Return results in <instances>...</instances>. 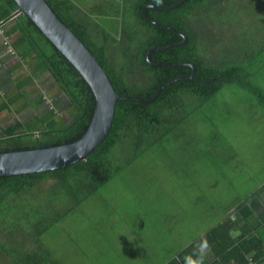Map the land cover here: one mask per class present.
Segmentation results:
<instances>
[{"label": "trees", "instance_id": "1", "mask_svg": "<svg viewBox=\"0 0 264 264\" xmlns=\"http://www.w3.org/2000/svg\"><path fill=\"white\" fill-rule=\"evenodd\" d=\"M44 1L94 55L114 91L129 100L117 101L107 137L86 160L55 170L0 176V264H65L54 253L49 239L44 238L49 229L97 198L98 191L120 170L161 145H173L187 127L193 131L196 145H201L197 151L214 167L219 161L225 166L230 163V144L218 124L220 117L225 119L230 113L216 105L227 87L249 90L264 110V41L255 40L250 47L246 35V43L241 48L234 47L230 56L222 47L219 52L215 50L221 41L225 44L223 39L205 41L199 32V25L203 24L204 30L216 34V18H228L225 7L230 0H149L162 11L147 8L144 15L160 14V21L183 34L181 38L176 36L175 48L169 47L172 44L168 37H156L145 28L141 8L143 1L148 0H100V4L107 1L115 7L108 12V7H100L104 17L110 16L106 19L94 17L93 11L80 7L81 0ZM17 8L14 0H0V21ZM258 11L261 12L259 7ZM155 18L158 20L159 16ZM12 21L14 27L7 31L16 36L13 48L23 51L21 57L28 59V64L50 74L64 93L70 112L64 121H54L56 115L51 111L36 137L18 123L0 141V153L49 148L78 140L95 109L90 87L23 13ZM146 25L159 35L165 33L158 26ZM185 38L187 44L182 46ZM117 43L124 45L120 58ZM153 48L166 50L151 52ZM188 64L194 65L196 72L192 79L183 80L193 73ZM207 109L212 110L210 117L204 116ZM260 114L264 120V113ZM198 126L207 129L205 145L202 135L195 131ZM120 157L124 162H119ZM105 220L101 218L97 224ZM235 226L232 219L225 217L223 223L209 230L207 238L194 244L210 248L213 258L209 264H263L264 232L240 233L238 239L231 235Z\"/></svg>", "mask_w": 264, "mask_h": 264}, {"label": "rangeland", "instance_id": "2", "mask_svg": "<svg viewBox=\"0 0 264 264\" xmlns=\"http://www.w3.org/2000/svg\"><path fill=\"white\" fill-rule=\"evenodd\" d=\"M109 3L81 0L79 4L93 11L94 17L106 19L110 16L104 17L100 7L112 11L115 7ZM225 11L228 18H216V34L199 25L205 41H225L216 51L222 47L231 56L234 47L246 43V35L250 47L255 40L264 41V3L230 0ZM115 48L120 58L124 45L117 43ZM22 53L17 51L18 56ZM27 69L39 71L30 64ZM222 94L216 105L230 115L220 117L218 124L230 144V163L225 166L219 161L214 167L197 151L201 145H196L195 135L187 127L173 145H161L120 170L98 191L97 198L51 227L44 238L49 239L56 256L65 264H165L185 246L207 238L209 230L223 223L225 217L233 222V213L224 212L232 211L238 200L264 180V120L260 119L264 110L249 90L239 86H229ZM22 98L27 100L28 96ZM211 114L207 109L204 116ZM206 130L202 126L195 130L202 135L203 145ZM119 162L124 159L120 157ZM101 218L106 220L99 225ZM231 235L240 236L236 229ZM181 258L185 262L186 257Z\"/></svg>", "mask_w": 264, "mask_h": 264}, {"label": "water", "instance_id": "3", "mask_svg": "<svg viewBox=\"0 0 264 264\" xmlns=\"http://www.w3.org/2000/svg\"><path fill=\"white\" fill-rule=\"evenodd\" d=\"M14 1L18 8L9 19L23 13L41 31L86 81L95 98V109L85 133L72 143L43 149L0 153V176L55 170L86 160L107 137L117 101L129 100L114 91L105 71L94 55L59 20L44 0ZM186 42L185 38L183 44ZM191 66L193 68L191 77L183 78V80H190L194 77L195 68Z\"/></svg>", "mask_w": 264, "mask_h": 264}, {"label": "crops", "instance_id": "4", "mask_svg": "<svg viewBox=\"0 0 264 264\" xmlns=\"http://www.w3.org/2000/svg\"><path fill=\"white\" fill-rule=\"evenodd\" d=\"M9 18L0 21V141L5 139L7 131L14 129L18 123L22 124L24 129L28 127L29 131L38 134V130L44 122L48 121L51 111L55 113L53 116L56 115L54 121H58L63 114L66 115V119L68 117V113L66 114V111L62 110L63 106L65 109L69 108L64 93L60 91L50 74L34 69L29 72L27 69L29 64L24 62L25 59L21 55L17 56V52L13 48L16 36L7 31L15 23H12V19L9 20ZM174 30L176 31V33L174 32L175 36L181 38L183 34L176 28ZM18 34L16 33V35ZM169 47L174 48L173 45ZM9 48L12 49L13 54L10 53ZM188 65L191 66L192 64ZM31 66L35 67L33 63ZM22 95L28 96L30 100L23 99ZM58 111L63 112V114L59 116ZM15 130L17 131V129ZM261 182L241 200H238L236 206H233L232 211H230L233 213L235 229L239 234L254 235L264 232V182ZM234 238L239 239V236H234ZM200 248L202 246L196 247L194 243L185 246L180 254L176 253L171 259L166 260L165 264H186L181 257L184 255L191 257L194 251H198ZM199 252L205 258L204 264H209L210 259L213 258L210 248L205 247Z\"/></svg>", "mask_w": 264, "mask_h": 264}, {"label": "flooded vegetation", "instance_id": "5", "mask_svg": "<svg viewBox=\"0 0 264 264\" xmlns=\"http://www.w3.org/2000/svg\"><path fill=\"white\" fill-rule=\"evenodd\" d=\"M183 1H186V0H183ZM179 4H181V3H179ZM147 8L154 10V12H161L162 11V9L160 7H156L149 0L148 1H143L142 8H141V12H142L143 15L145 14L144 11ZM157 16H159L158 20L155 18ZM144 17H145L144 18L145 28L148 31L152 32L154 35H156V37H162V36H164V38L165 37H168V42H170L174 46V48H175V46L177 45V39H176V36L174 34V32L176 33V31L174 30L175 27L168 26L165 23L166 21H160V14L156 15L155 17L145 16V15H144ZM146 23H149V24L154 25V26H158L161 29V31H164L165 33H162L161 32L162 35H159L158 33H155L154 31H151L150 30V27H148L146 25ZM161 23H163V24H161ZM62 110H65L66 111V114L68 113V109H65L64 106H63ZM57 114H59V116H60V114L62 115L63 112L58 111ZM60 118L64 121L66 119V115L63 114V116H60ZM184 257H187V256L184 255Z\"/></svg>", "mask_w": 264, "mask_h": 264}, {"label": "clouds", "instance_id": "6", "mask_svg": "<svg viewBox=\"0 0 264 264\" xmlns=\"http://www.w3.org/2000/svg\"><path fill=\"white\" fill-rule=\"evenodd\" d=\"M204 259V256L199 251H194L191 257L185 258V262L186 264H204Z\"/></svg>", "mask_w": 264, "mask_h": 264}, {"label": "built area", "instance_id": "7", "mask_svg": "<svg viewBox=\"0 0 264 264\" xmlns=\"http://www.w3.org/2000/svg\"><path fill=\"white\" fill-rule=\"evenodd\" d=\"M5 44H7V42L5 41ZM9 51H10V53L11 54H13V51H12V49L11 48H9Z\"/></svg>", "mask_w": 264, "mask_h": 264}]
</instances>
